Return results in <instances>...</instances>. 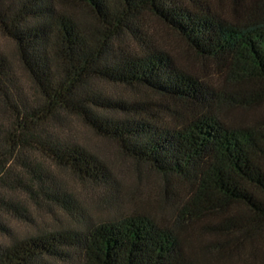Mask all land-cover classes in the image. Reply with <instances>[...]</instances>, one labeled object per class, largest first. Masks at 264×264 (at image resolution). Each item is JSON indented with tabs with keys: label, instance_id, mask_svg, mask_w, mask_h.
I'll return each mask as SVG.
<instances>
[{
	"label": "trees",
	"instance_id": "trees-1",
	"mask_svg": "<svg viewBox=\"0 0 264 264\" xmlns=\"http://www.w3.org/2000/svg\"><path fill=\"white\" fill-rule=\"evenodd\" d=\"M156 22L201 69L159 42ZM0 36L13 48L0 49V233L30 220L20 195L71 212L49 167L114 186L69 135L75 121L163 179L174 219L118 210L0 242V264H264V0H0ZM197 230L223 241L209 261L190 251Z\"/></svg>",
	"mask_w": 264,
	"mask_h": 264
},
{
	"label": "rangeland",
	"instance_id": "rangeland-1",
	"mask_svg": "<svg viewBox=\"0 0 264 264\" xmlns=\"http://www.w3.org/2000/svg\"><path fill=\"white\" fill-rule=\"evenodd\" d=\"M152 30L159 42L175 51L183 57L181 60L185 63L194 65L201 69L198 62H194L192 55L181 45L176 38L169 34L159 23H152ZM0 49L6 52L12 51L11 43L0 36ZM107 93L116 97L128 98L135 94V91L115 86H104ZM257 112H250L249 117L253 118ZM69 135L77 140L85 148L89 149L97 157L103 160L110 168L114 186L98 187L92 185H83L80 181L66 172L49 167L60 181L62 187L69 193L72 199L71 212L50 208L48 201L43 199L33 200L18 196L21 204L25 207L24 215L30 220L20 218H8L5 221L11 229V234L6 236L0 233V242L9 244L13 240H22L31 236L43 235L55 230L66 228H80L86 221H101L111 217L112 214L130 211H152L156 215L171 218L172 205L166 202L165 181L159 178L155 173L148 172L146 168H139L131 159L126 157L121 148L109 141L95 136L89 129L81 123H72L68 128ZM48 168V163H44ZM141 172V173H140ZM18 173H21L20 169ZM121 197L116 200V197ZM212 242L223 241L214 239L209 234H203L196 231L191 237V253L204 261H209V245ZM257 248L264 253V237L257 243ZM239 258L224 259L219 264H243Z\"/></svg>",
	"mask_w": 264,
	"mask_h": 264
}]
</instances>
